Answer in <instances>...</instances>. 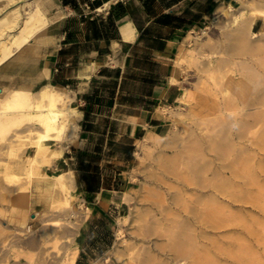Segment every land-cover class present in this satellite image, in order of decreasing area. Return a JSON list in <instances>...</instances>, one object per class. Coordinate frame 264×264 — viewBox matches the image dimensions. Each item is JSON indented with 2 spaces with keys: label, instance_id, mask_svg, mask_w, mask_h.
Instances as JSON below:
<instances>
[{
  "label": "crops",
  "instance_id": "0c3cea01",
  "mask_svg": "<svg viewBox=\"0 0 264 264\" xmlns=\"http://www.w3.org/2000/svg\"><path fill=\"white\" fill-rule=\"evenodd\" d=\"M236 2L52 0L48 26L0 65V88L60 85L81 112L78 137L45 168L49 174L73 169L80 195L93 206L79 229L75 264H90L97 256L94 247L107 246L114 218L126 204L124 193L131 189L124 168L110 175L103 163L128 161L126 150L137 137L165 129L170 118L157 109L181 94L182 85L173 78L182 81L175 60L185 34L204 27L219 5ZM128 23L135 30L131 40L122 31ZM112 146L120 152L113 155ZM104 189L112 191L110 202L100 196Z\"/></svg>",
  "mask_w": 264,
  "mask_h": 264
},
{
  "label": "rangeland",
  "instance_id": "374dc122",
  "mask_svg": "<svg viewBox=\"0 0 264 264\" xmlns=\"http://www.w3.org/2000/svg\"><path fill=\"white\" fill-rule=\"evenodd\" d=\"M29 2H35V0H29ZM20 4L23 8L29 7L28 1L23 0ZM237 4L238 2L235 3V5ZM45 5L46 12H49L52 0H46ZM248 13H251V11H248ZM263 14L264 11L263 13L258 11L252 30L259 33L264 32ZM215 15L216 12L212 17ZM211 18L201 29H194L185 34L177 53V56L181 53L185 57L182 81L189 89L195 90L199 86L201 76L211 83L219 80L218 72L209 73L206 70L208 62L212 61L211 64L214 65L220 57L227 58L228 62L225 68L235 74L238 69V61L245 57L235 50L231 44L227 35V27L224 26L226 19L221 17L218 21L211 22ZM204 30L207 33H204ZM199 33L203 35L197 40L193 35ZM209 38L212 39L211 45L202 46ZM252 39L256 43L264 44V34L259 37H252ZM6 88L10 89L11 87ZM223 88L221 86L217 87L220 104H222L223 98L228 95L223 91ZM212 104V102H209L208 106H198L194 110L186 108L184 122L178 121L175 117L170 118L165 129L153 131L161 136L159 140L142 145V140L149 131L137 137L135 146L126 150L128 161L124 163H116L115 161L103 163L104 166L108 165L110 175L114 173L117 167L124 168L126 170L125 175L130 179L131 189L124 193L123 199L126 204L122 209V213H117L114 218L112 234H110L107 246L104 243L98 248L91 245L96 249L97 256L91 258L90 264L187 263L184 261L186 259L177 263L174 257L171 258L167 254L171 253L169 251L170 244L177 238L169 234L172 231H177V233L182 231L179 226L183 217L187 216L186 207L181 204L175 205L174 202L177 197H180L178 190L181 188L187 192H184V194H190L193 200L195 199L194 201L202 191L209 194L211 189L207 187L199 190H187L185 189L186 184L183 180L181 182L178 176L180 173L191 172V167H194L195 164L208 161L210 164L209 169L202 172L203 176L208 178L207 183L211 180L217 183L221 179V176H215L212 171L217 169L219 161L215 159L213 154L203 151V147L206 146L204 141L208 139L206 134H211L214 128L218 129L220 127V117L216 109L210 106ZM172 106H175V104H172ZM229 113L233 115V112ZM21 120H23L22 117L16 118L13 122L2 119L0 122V156L11 162L25 160L26 156L34 153V150L26 145L18 150L16 155H10L7 148L6 142L8 141L5 138H8L17 129L24 130L26 128L25 120L24 122H21ZM232 123H234L233 126L237 124L236 121ZM233 130L235 131L236 127ZM78 135L79 131L72 142L76 140ZM129 140L130 138L126 139V141ZM112 147L114 148L113 155L121 150L120 146ZM132 150L134 154L131 155ZM259 155L264 158L263 154H257L258 160L262 159ZM233 156L230 155L229 158L232 160ZM232 170L230 168L224 169L223 175L226 178L230 177L226 183L227 190L238 196L243 195L245 197L248 194V198L250 193L243 189L246 186L244 182L247 179L245 176L244 178L240 177L241 179L236 178L235 172ZM10 179L0 174V231L2 227H10L9 229L15 232V230L21 229V222L29 224L31 230L21 229L26 232L24 235L11 233L0 236V247L6 248V254L0 264H41L40 258L43 255L47 252L56 253V251L60 252L58 259L72 251H76L78 256L80 251L77 240L79 229L91 213L93 206L92 204H85L84 198L80 195L76 172L74 209L67 207L63 194L49 186L50 178L39 167L36 168L31 178L22 172L20 180L13 183ZM111 179L105 181L110 182ZM237 185L239 187H236ZM23 186H28L27 190H29L31 201L29 208L23 204V195L17 193V191L23 190ZM254 191L256 193L257 189H254ZM193 192L194 194H192ZM253 192L251 193L254 194ZM111 193V190L104 189L100 196L110 202ZM163 194L165 200H162ZM250 196L252 197L251 194ZM208 199L209 195H206L200 203L194 202L187 208L190 213L194 206L200 211L201 216L198 222H196L197 216H195L197 214L193 210L194 216H192V213L188 216L191 217L189 220L198 229V232L199 230L202 231L203 237H201L200 244L203 246V251L210 255V260L206 264H236L232 256L233 251L238 246L242 247L243 244L250 242L249 237L246 238L248 234L243 221H251L258 229H261L259 226L264 225V200L259 201V204L241 203V201L233 203L228 198L221 197V194L220 197L216 198L218 200L210 201ZM72 210L76 213L71 214ZM173 211H175L174 214L177 213L180 216L175 217L171 213ZM207 211H210L213 215V219L209 221H206L204 217V213ZM54 219H59L58 223H46L47 220ZM120 228L121 235L118 234ZM184 231L194 232L190 228H185ZM260 236L261 233L258 237ZM18 240H20V243H18ZM237 242H239V245ZM256 244L258 245V243ZM257 248H259L257 255H262L260 252L263 251V247L258 245Z\"/></svg>",
  "mask_w": 264,
  "mask_h": 264
},
{
  "label": "bare ground",
  "instance_id": "6f19581e",
  "mask_svg": "<svg viewBox=\"0 0 264 264\" xmlns=\"http://www.w3.org/2000/svg\"><path fill=\"white\" fill-rule=\"evenodd\" d=\"M21 1L23 0H0V65L21 52L23 47L41 33L52 19L45 10L46 0H35V2L25 0L28 1V8H23L20 4ZM262 6H264V0H238L237 5H220L216 9V15L211 18V22L218 21L221 17L226 19L224 26L227 27V35L231 44L235 50L245 56L238 61L237 72L235 74L229 72L225 68L228 62L227 58L220 57L216 64L212 65V61L206 64L208 65L206 70L209 73H219V80L215 83H211L201 76L199 86L193 90L185 86L183 81L173 78L174 81H179L182 85V91L175 100V106L162 105L157 109L160 115L168 118L175 117L178 121L184 122L186 108L194 110L198 106H208L209 102H212L213 104L210 106L216 109L220 117V127L214 128L213 133L206 134L208 139L204 141L206 146L203 147L205 153L213 154L219 161L217 169L212 171L215 176H221L220 181L215 183L211 180L207 183L208 178L203 176L202 172L209 169L208 161L195 164L194 167H191V172L177 175L178 179L183 180L186 184L185 189L187 190H199L207 187L211 189L209 194L202 191L199 196H196V201L190 194L185 195L182 188L178 190L180 197L176 198L174 204L186 207L187 216L183 215V220L180 223L179 227L182 231H178V233L172 231L169 234L177 238L170 244L169 251L171 253H167L169 257H174L177 263L186 259L187 261H184L187 263L184 264H206L210 260V255L203 251V246L200 244L201 237H203L202 231L198 232V229L189 220L191 217L188 216L191 213L194 216L193 214L196 213L197 219L196 217L195 219L198 222L201 216L200 211L195 208L196 206L190 210L191 213L187 211L190 204L200 203L206 195H209L208 200L215 201L219 199L216 198L220 197V194L221 197L224 196L233 203L241 201V203L259 204V201L264 200V158L259 155L262 159L258 160L257 157V154L264 155V44L256 43L252 39V37L264 34V32L259 33L252 30L258 11L262 13L264 11ZM129 23L122 28L127 40L134 37L135 31ZM204 33L207 31L204 30ZM202 35L199 33L193 36L199 40ZM211 43L212 39L209 38L202 46H210ZM184 60L185 57L181 53L175 60L181 73L184 70ZM218 86L224 87L223 91L228 94L223 98L222 104L219 102ZM70 100L71 96L66 87L51 83L43 85L37 91L24 88H2L0 90V122L1 119L13 122L16 118L22 117L21 122L25 120L27 124L24 130L17 129L12 135L5 138L8 141L6 145L10 155H16L18 150H21L25 145L34 150V153L26 156L25 160L15 162L0 156V174H3L5 178H11L10 181L14 183L21 179L22 172L29 178L33 177L36 168L39 167L50 178L49 186L63 194L67 207L74 209L75 171L70 169L56 174H48L45 171L47 166H52L56 159L63 156L65 150L69 148V144L78 134L80 128L78 119L81 112L70 105ZM229 112H233V115ZM234 121L237 122L235 126L232 123ZM19 125L21 126L20 122ZM234 127H236L235 131ZM160 137L158 133L149 131L143 138L142 145L159 140ZM230 155H234L232 160L229 158ZM226 168L233 169L236 178L245 176L246 186L243 188L244 183L241 186L252 197L250 194L248 198V194L245 197L243 195H239V197L227 190L226 183L230 177L226 178L223 175ZM27 189L28 186H23V190L17 191V193L23 195V204L29 208L31 201ZM254 189H257L256 193H254ZM162 196V200H165L164 194ZM174 212L171 213L174 214ZM75 213L76 211L72 210L71 214ZM204 214L206 221L213 219L210 211ZM174 215L175 217L180 216L177 213ZM58 221L59 219L47 220L46 223L56 224ZM238 222L240 223V221ZM243 223H245V230L248 234L246 238L249 237L250 242L243 244L242 247L238 246L233 251L232 256L235 263L264 264V225H260L261 229H258L251 221H243ZM20 227L31 230V226L24 222H21ZM9 228L2 227L0 236L11 233L26 234L21 229L14 232ZM185 228H190L194 232L188 233L184 231ZM260 233L261 236L258 237ZM118 234H122L121 228ZM178 235L180 236L178 237ZM256 243L263 247V251L260 252L262 255H257L259 248ZM5 249L0 247V261L4 259ZM58 257H60L58 251L56 253L47 252L40 258L41 264H75L77 261L76 251L69 252L60 259Z\"/></svg>",
  "mask_w": 264,
  "mask_h": 264
},
{
  "label": "water",
  "instance_id": "95a60500",
  "mask_svg": "<svg viewBox=\"0 0 264 264\" xmlns=\"http://www.w3.org/2000/svg\"><path fill=\"white\" fill-rule=\"evenodd\" d=\"M0 90H2V88H0Z\"/></svg>",
  "mask_w": 264,
  "mask_h": 264
}]
</instances>
